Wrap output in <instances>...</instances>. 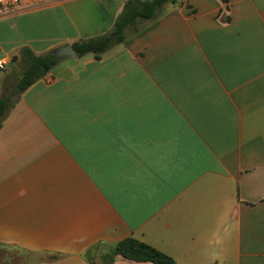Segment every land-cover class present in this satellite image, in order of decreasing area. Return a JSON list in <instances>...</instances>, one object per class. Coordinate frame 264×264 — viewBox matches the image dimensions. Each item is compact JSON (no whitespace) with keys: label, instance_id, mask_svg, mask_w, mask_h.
<instances>
[{"label":"crops","instance_id":"0c3cea01","mask_svg":"<svg viewBox=\"0 0 264 264\" xmlns=\"http://www.w3.org/2000/svg\"><path fill=\"white\" fill-rule=\"evenodd\" d=\"M126 1L1 16L0 98L21 49L106 34ZM11 101L0 264H93L127 238L175 264H264V0L166 4L99 60L63 58Z\"/></svg>","mask_w":264,"mask_h":264},{"label":"trees","instance_id":"16d2710c","mask_svg":"<svg viewBox=\"0 0 264 264\" xmlns=\"http://www.w3.org/2000/svg\"><path fill=\"white\" fill-rule=\"evenodd\" d=\"M179 0H127L121 13L116 18L112 29L103 35L81 40L71 45L75 56L90 54L96 60L111 47L121 44L126 39V31L137 32L140 25L157 18L166 4H175ZM227 4L228 0H221ZM19 61L22 71L12 84L5 83L4 93L0 98V125L12 105L11 97L18 98L27 88L51 71L59 59L48 53L35 55L31 50L23 48L12 62ZM10 91V94H6ZM115 257H121L134 263L175 264L174 260L158 250L132 238L117 243L102 256V264H112Z\"/></svg>","mask_w":264,"mask_h":264},{"label":"built area","instance_id":"2783aa9c","mask_svg":"<svg viewBox=\"0 0 264 264\" xmlns=\"http://www.w3.org/2000/svg\"><path fill=\"white\" fill-rule=\"evenodd\" d=\"M70 0H0V17L21 8H29L42 4L62 3ZM10 63L8 60L0 58V72L6 71Z\"/></svg>","mask_w":264,"mask_h":264},{"label":"rangeland","instance_id":"374dc122","mask_svg":"<svg viewBox=\"0 0 264 264\" xmlns=\"http://www.w3.org/2000/svg\"><path fill=\"white\" fill-rule=\"evenodd\" d=\"M22 71V67L20 64H17L14 68L12 73H10L7 77H4L3 80H7L10 83H13L14 81L17 80L19 77L20 73ZM6 94H10V91L7 92ZM105 254V252L100 251V250H95L94 253L91 256V260L93 261V264H98L101 262L102 264V256ZM116 258V257H115ZM114 258V259H115Z\"/></svg>","mask_w":264,"mask_h":264},{"label":"water","instance_id":"95a60500","mask_svg":"<svg viewBox=\"0 0 264 264\" xmlns=\"http://www.w3.org/2000/svg\"><path fill=\"white\" fill-rule=\"evenodd\" d=\"M51 54L57 57L59 60L63 58H75L76 57L70 45L61 46L53 50Z\"/></svg>","mask_w":264,"mask_h":264}]
</instances>
